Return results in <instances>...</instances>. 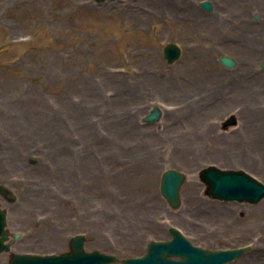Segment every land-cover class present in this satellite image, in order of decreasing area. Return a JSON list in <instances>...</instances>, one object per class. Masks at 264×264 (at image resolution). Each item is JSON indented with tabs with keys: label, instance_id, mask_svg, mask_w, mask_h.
Segmentation results:
<instances>
[{
	"label": "rangeland",
	"instance_id": "374dc122",
	"mask_svg": "<svg viewBox=\"0 0 264 264\" xmlns=\"http://www.w3.org/2000/svg\"><path fill=\"white\" fill-rule=\"evenodd\" d=\"M200 1L0 0V184L14 196L0 206L20 234L11 252L60 254L83 233L87 251L123 260L175 227L205 249L250 245L228 264H264V198L211 199L198 176L214 164L264 183L247 105L263 100L264 0H207L210 13ZM168 43L181 48L172 64ZM154 105L160 119L144 122ZM170 169L186 174L177 209L159 192Z\"/></svg>",
	"mask_w": 264,
	"mask_h": 264
},
{
	"label": "water",
	"instance_id": "95a60500",
	"mask_svg": "<svg viewBox=\"0 0 264 264\" xmlns=\"http://www.w3.org/2000/svg\"><path fill=\"white\" fill-rule=\"evenodd\" d=\"M100 1V0H97ZM199 6L205 12L212 11L209 1H201ZM255 18L258 15L254 16ZM180 48L174 43H168L163 49V57L168 64L174 63L180 57ZM219 62L233 68L236 61L229 56H221ZM259 67L264 69V59ZM161 117V110L153 106L152 110L143 118L144 122H155ZM231 117L224 126L234 124ZM200 180L206 185L205 195L220 201H237L257 204L264 198V185L242 170H222L209 166L199 173ZM186 176L184 173L170 169L162 173L159 191L172 209L180 205V188ZM0 196L14 200L9 190L0 184ZM6 211L0 206V253L8 252L10 245L20 237L19 233L7 230ZM170 240L150 241L145 254L140 257L127 258L123 264H226L232 262L246 253L250 248L240 247L225 250H209L193 246L176 228H170ZM12 237L9 240V237ZM69 251L54 255L18 254L10 255L9 264H112L117 262L113 255L103 254L98 251L87 252L84 250V236L75 235L68 242ZM177 258V259H174Z\"/></svg>",
	"mask_w": 264,
	"mask_h": 264
},
{
	"label": "bare ground",
	"instance_id": "6f19581e",
	"mask_svg": "<svg viewBox=\"0 0 264 264\" xmlns=\"http://www.w3.org/2000/svg\"><path fill=\"white\" fill-rule=\"evenodd\" d=\"M263 100L261 103H258L254 100L257 99L256 96H253L252 98L249 99V101L247 102L248 108H249V112H250V120H249V128H250V136L251 137V141L254 142L255 146H258V150L255 148H252V151H261L262 147H264V138L256 133L257 131L260 130V126H261V111L260 109H262V103H264V92L262 93V97ZM257 148V147H256ZM230 156V155H229ZM248 156V154H242V158H245L248 160V158L246 157ZM224 157V156H223ZM221 222V221H220ZM247 253V252H246ZM246 253H244L243 255H245Z\"/></svg>",
	"mask_w": 264,
	"mask_h": 264
},
{
	"label": "flooded vegetation",
	"instance_id": "af4514ba",
	"mask_svg": "<svg viewBox=\"0 0 264 264\" xmlns=\"http://www.w3.org/2000/svg\"><path fill=\"white\" fill-rule=\"evenodd\" d=\"M227 43H228V45H233V43H231L230 41H226ZM224 157H227V156H229V154H228V152H226V153H224ZM29 237H33V235H30Z\"/></svg>",
	"mask_w": 264,
	"mask_h": 264
}]
</instances>
